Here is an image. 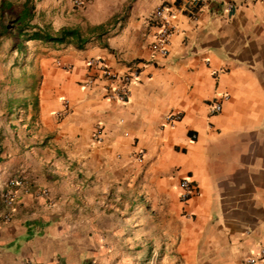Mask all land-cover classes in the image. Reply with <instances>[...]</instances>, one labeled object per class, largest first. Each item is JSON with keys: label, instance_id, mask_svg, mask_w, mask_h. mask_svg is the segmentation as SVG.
Segmentation results:
<instances>
[{"label": "crops", "instance_id": "0c3cea01", "mask_svg": "<svg viewBox=\"0 0 264 264\" xmlns=\"http://www.w3.org/2000/svg\"><path fill=\"white\" fill-rule=\"evenodd\" d=\"M20 1L17 30L77 29L87 42H48L36 104L0 113V264H245L264 244L262 0L174 13L165 59L148 19L187 0ZM92 58L118 73L141 64L127 101L82 87ZM172 112L182 119L164 125ZM18 176L29 184L7 209L1 193ZM184 178L198 195L181 202Z\"/></svg>", "mask_w": 264, "mask_h": 264}, {"label": "built area", "instance_id": "2783aa9c", "mask_svg": "<svg viewBox=\"0 0 264 264\" xmlns=\"http://www.w3.org/2000/svg\"><path fill=\"white\" fill-rule=\"evenodd\" d=\"M93 0H71L74 8H83ZM264 3V0H262ZM208 4L207 0H187L181 6H167L161 4L155 9L148 21L155 28L153 40L150 44V49L155 57L167 58L169 54V42L172 35L178 32L175 24L172 22L174 13L185 14L191 20H196L198 13L203 6ZM86 66L90 71V75L82 83V87L87 90H91L98 83H102V91L104 96L111 101L125 102L129 96L130 85L137 81L141 74V64L134 63L127 72L118 73L113 70L105 61L101 59H88ZM64 109L68 108V101L63 103ZM222 110L220 103H215L209 106V115H215ZM182 119L180 113H169L164 117V125L172 126ZM101 127H96L94 130V139L97 142L102 141ZM196 135L192 136L195 139ZM142 155L137 156L138 160H141ZM29 182L18 176L9 180L5 188L1 193V199L4 207L12 209L15 203L16 190L18 188H27ZM180 201L186 202L190 198L198 195V187L194 182H191L188 178H184L180 181ZM9 215L4 216L5 220H8ZM26 264H31L27 262ZM245 264H264V244L260 245L257 250L250 255Z\"/></svg>", "mask_w": 264, "mask_h": 264}, {"label": "rangeland", "instance_id": "374dc122", "mask_svg": "<svg viewBox=\"0 0 264 264\" xmlns=\"http://www.w3.org/2000/svg\"><path fill=\"white\" fill-rule=\"evenodd\" d=\"M11 1V10L0 5V113L3 114L9 107L10 110L18 111L25 104H36L38 65L47 51L51 50V43L25 42V38L18 35L15 19L21 9V1ZM46 32L56 34L52 29ZM81 32L83 35L89 34V31ZM18 43L23 46L19 48ZM1 122H4V116L0 114Z\"/></svg>", "mask_w": 264, "mask_h": 264}, {"label": "trees", "instance_id": "16d2710c", "mask_svg": "<svg viewBox=\"0 0 264 264\" xmlns=\"http://www.w3.org/2000/svg\"><path fill=\"white\" fill-rule=\"evenodd\" d=\"M29 13L23 12L18 17V21L23 22L28 18ZM27 32V33H24ZM18 35L25 38V42L32 40H39L42 42H52V43H63L65 41H69L73 43L77 48H81L87 40L83 38L81 33L77 29H69L64 28L56 32L55 35H51L48 32L41 31L40 29H36L31 27L28 24H24L18 27ZM22 43H18V47L21 48Z\"/></svg>", "mask_w": 264, "mask_h": 264}]
</instances>
